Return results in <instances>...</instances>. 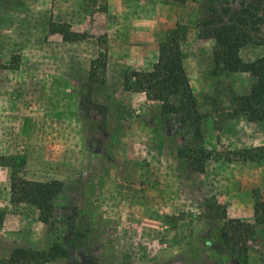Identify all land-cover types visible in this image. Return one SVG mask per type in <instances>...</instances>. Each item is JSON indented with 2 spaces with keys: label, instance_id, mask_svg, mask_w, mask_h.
Masks as SVG:
<instances>
[{
  "label": "rangeland",
  "instance_id": "rangeland-1",
  "mask_svg": "<svg viewBox=\"0 0 264 264\" xmlns=\"http://www.w3.org/2000/svg\"><path fill=\"white\" fill-rule=\"evenodd\" d=\"M224 2L241 0H0V262L48 251L71 216L45 224L14 204L15 170L66 183L80 207L70 256L46 264H264V159L240 156L264 147V122L237 102L256 78L218 66L216 41L200 37L209 7ZM174 33L197 99L191 116L164 114L125 85L153 69ZM263 54L264 22L240 56ZM224 216L253 232L226 244Z\"/></svg>",
  "mask_w": 264,
  "mask_h": 264
},
{
  "label": "trees",
  "instance_id": "trees-1",
  "mask_svg": "<svg viewBox=\"0 0 264 264\" xmlns=\"http://www.w3.org/2000/svg\"><path fill=\"white\" fill-rule=\"evenodd\" d=\"M178 4H186L190 0H171ZM264 0H241L236 8L231 3L224 2L211 5L208 16L204 17L201 25L200 37L212 38L216 41L214 60L218 66H223L230 73H250L256 78L251 93L237 99L238 106L252 122H264V54L255 61L245 62L240 52L250 41L251 32L258 30L264 22ZM186 54L177 33L170 41L160 47L157 63L153 69L144 73H133L125 78L128 91L145 94L148 98L160 102L164 114L182 116L197 112V99L191 87L185 67ZM201 155L202 162L211 158L210 153L203 149L196 151ZM241 159L254 161L264 159V147L240 152ZM182 157H186L181 152ZM200 162L198 170L203 171ZM195 164V163H194ZM66 183L58 180L50 182L29 181L17 175L14 170L11 175V194L14 204H26L39 212V221L49 224L58 211L65 216L62 219V229H57L56 241L48 251L16 249L8 259L0 264H46L70 256V248L76 236L77 218L80 207L73 206L66 199ZM73 211L68 214V211ZM256 223L264 224V205L256 206ZM226 215V213H224ZM222 238L226 244L240 245L244 234L252 233L250 224L238 219L224 216ZM69 224V225H68ZM75 230V231H74ZM245 253L247 248L245 247Z\"/></svg>",
  "mask_w": 264,
  "mask_h": 264
}]
</instances>
